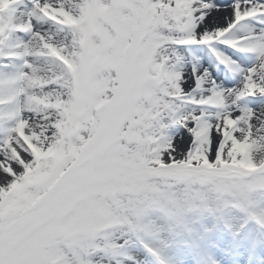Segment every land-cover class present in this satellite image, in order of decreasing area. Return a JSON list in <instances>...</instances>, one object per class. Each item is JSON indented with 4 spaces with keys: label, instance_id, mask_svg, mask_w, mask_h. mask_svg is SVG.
<instances>
[{
    "label": "snow or ice",
    "instance_id": "1",
    "mask_svg": "<svg viewBox=\"0 0 264 264\" xmlns=\"http://www.w3.org/2000/svg\"><path fill=\"white\" fill-rule=\"evenodd\" d=\"M0 264H264V0H0Z\"/></svg>",
    "mask_w": 264,
    "mask_h": 264
},
{
    "label": "rangeland",
    "instance_id": "2",
    "mask_svg": "<svg viewBox=\"0 0 264 264\" xmlns=\"http://www.w3.org/2000/svg\"><path fill=\"white\" fill-rule=\"evenodd\" d=\"M245 149L243 146H237L235 149H234V152L236 153H241V152H244ZM240 166L241 167H244V168H251L252 165L250 163V161H248L247 159H244L243 161L240 162Z\"/></svg>",
    "mask_w": 264,
    "mask_h": 264
}]
</instances>
